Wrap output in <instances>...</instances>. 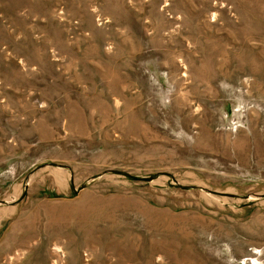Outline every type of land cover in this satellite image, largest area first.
Wrapping results in <instances>:
<instances>
[{"label":"rangeland","instance_id":"374dc122","mask_svg":"<svg viewBox=\"0 0 264 264\" xmlns=\"http://www.w3.org/2000/svg\"><path fill=\"white\" fill-rule=\"evenodd\" d=\"M0 264H264V0H0Z\"/></svg>","mask_w":264,"mask_h":264},{"label":"water","instance_id":"95a60500","mask_svg":"<svg viewBox=\"0 0 264 264\" xmlns=\"http://www.w3.org/2000/svg\"><path fill=\"white\" fill-rule=\"evenodd\" d=\"M147 179H149V178H147Z\"/></svg>","mask_w":264,"mask_h":264}]
</instances>
